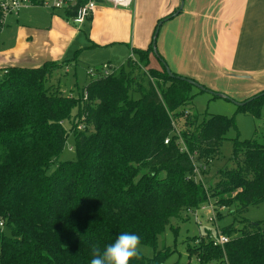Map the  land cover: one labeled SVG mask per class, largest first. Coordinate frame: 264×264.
I'll return each mask as SVG.
<instances>
[{
	"label": "trees",
	"instance_id": "16d2710c",
	"mask_svg": "<svg viewBox=\"0 0 264 264\" xmlns=\"http://www.w3.org/2000/svg\"><path fill=\"white\" fill-rule=\"evenodd\" d=\"M61 11L69 20L75 15L74 8ZM3 22L0 9V32ZM157 27L147 48L133 47L135 57L108 74L98 69L76 96L46 86L58 61L2 70L0 264H91L93 247L103 250L121 232L137 233L155 252L130 264H165L170 251L159 241L172 219L211 199L234 209L233 222L222 226L230 240L221 247L200 239L193 248L200 260L264 264V219L245 216L264 203V141L237 133L233 152L245 150L242 165L225 170L214 188L195 180V158L219 154L237 125L234 117L213 114L186 120L178 132L175 118L195 87L213 90L168 73L155 49ZM153 53L161 68L150 67ZM263 106L264 92L238 104V112L264 117ZM84 119L94 130L78 128ZM71 134L77 157L57 163Z\"/></svg>",
	"mask_w": 264,
	"mask_h": 264
},
{
	"label": "crops",
	"instance_id": "0c3cea01",
	"mask_svg": "<svg viewBox=\"0 0 264 264\" xmlns=\"http://www.w3.org/2000/svg\"><path fill=\"white\" fill-rule=\"evenodd\" d=\"M181 2L133 0L132 5L140 6L139 12L146 21L139 35L136 23L131 34L132 21L136 22L138 14L133 18L132 5L115 6L109 0H99L93 15L81 26L61 10L37 5L24 7L3 22L0 70L71 59L95 45L126 47L118 52L124 51L126 60L135 57L132 48H147L153 40V26L156 28L160 19L177 11ZM184 2L182 11L163 23L157 55L161 54L176 74L190 76L213 90L223 88L219 80L222 75L252 81L248 84L257 89L242 98L258 93L264 87V0ZM10 28L13 31L6 33Z\"/></svg>",
	"mask_w": 264,
	"mask_h": 264
},
{
	"label": "rangeland",
	"instance_id": "374dc122",
	"mask_svg": "<svg viewBox=\"0 0 264 264\" xmlns=\"http://www.w3.org/2000/svg\"><path fill=\"white\" fill-rule=\"evenodd\" d=\"M136 7V10L134 8ZM132 5L133 18L136 22L132 21L131 34L135 32L134 23H136L137 35L140 33V28L143 26L145 21L144 14L140 11V6ZM41 8V7H40ZM47 8V7H45ZM50 9V8H47ZM5 20V19H4ZM18 24V23H16ZM162 27V26H161ZM154 26L151 29L150 39H152V34L154 33ZM13 31L10 28L6 31L9 33ZM160 29L157 46L162 35ZM145 34L147 32L144 31ZM153 41V40H151ZM113 47L111 45H95L89 50H84L82 53H78L71 59L58 61L53 65L55 68L51 71V75L46 76V86L51 90H61L65 95H79L82 88L86 86L90 81L95 78V74L98 69H103V73H110L114 68L123 64L126 60L124 56V51L118 52V50H125L126 47ZM116 51V53H114ZM153 63L150 67H159L160 63L156 53L152 54ZM80 60V61H79ZM79 63V65H78ZM78 65V66H77ZM110 65L112 67H110ZM77 66V67H75ZM161 68V67H159ZM3 71L0 70V75ZM190 77V76H189ZM219 80L223 88H218L219 90H213L211 92H201L199 87H195L193 90L196 93L193 100L183 106L180 109V114L175 118V126L179 132L182 125L185 124L186 120H196L200 123L204 118L210 117L213 114L225 115L228 117H234L237 125V131L231 129L228 132V138L224 141L220 149V153L208 157L195 158V164L199 170L203 173L204 179L206 180L207 186L213 187L222 179L223 172L227 169L238 168L242 165L243 155L245 150L243 149L241 154H234L233 152V138L236 137L237 133L240 139H257L258 141H264V117H256L250 113L238 112V102L246 101V98L241 96H246L247 93L255 91L257 87L251 83V80L240 79L235 77H224L219 75ZM199 82V81H198ZM200 83V82H199ZM217 93V97L213 94ZM264 92V87L259 90L258 93L249 96L248 99L254 98L256 95ZM78 110H74L70 119L73 120L74 115ZM261 114H264V106L261 109ZM86 118V117H84ZM80 125V126H79ZM66 128H70V121L64 122ZM78 128L81 130H94V125L87 124L85 119L82 122H78ZM76 152L74 150V135H69L66 142L63 154L60 157L59 162L65 160H75ZM55 169V166L51 173ZM214 203V199H211L209 204H205L198 208L196 213H189L187 210L183 211L181 217L172 219L171 225L168 226L166 232L160 237V246H168L166 251H170V257L166 260L165 264H206L202 262L198 257L196 251L193 249L198 245L200 239H203L208 232L214 230L213 223L219 230L222 231V226L225 224H230L233 222V217L230 214L234 210L232 206L225 205H214V208L210 204ZM215 212L216 219L214 222H210V216ZM222 218L220 219V217ZM251 221L256 222L264 219V203L260 206H251L249 210L245 213ZM238 225V223H237ZM144 251L143 254L147 257L154 256V249L149 246L142 245ZM210 264H217L216 262Z\"/></svg>",
	"mask_w": 264,
	"mask_h": 264
},
{
	"label": "built area",
	"instance_id": "2783aa9c",
	"mask_svg": "<svg viewBox=\"0 0 264 264\" xmlns=\"http://www.w3.org/2000/svg\"><path fill=\"white\" fill-rule=\"evenodd\" d=\"M82 0H0V9L4 14V19L11 14H18V12L27 6H32L35 4H40V6L50 8L51 10H64V9H73L75 11L74 17L71 19L77 25H83L95 12V9L98 5L99 0H83L84 3L79 4ZM115 6L129 7L132 5L133 0H109ZM87 95V93H86ZM86 97V96H85ZM80 126V125H79ZM168 143V140L166 141ZM194 178L197 181L206 182L204 179L203 173L195 164ZM206 184V183H205ZM209 204V203H208ZM213 203L210 204L214 208ZM216 206V205H215ZM189 213L193 212L191 209L187 210ZM216 219L215 212L210 216V222H214ZM4 222L0 221V227H4ZM211 232H208L205 238L212 242L215 246L224 247V245L229 242L230 237L219 230L213 223ZM200 241V240H199Z\"/></svg>",
	"mask_w": 264,
	"mask_h": 264
},
{
	"label": "clouds",
	"instance_id": "9594fccd",
	"mask_svg": "<svg viewBox=\"0 0 264 264\" xmlns=\"http://www.w3.org/2000/svg\"><path fill=\"white\" fill-rule=\"evenodd\" d=\"M143 251L141 237L137 233L121 232L103 250L93 247L91 264H130L133 259H139Z\"/></svg>",
	"mask_w": 264,
	"mask_h": 264
},
{
	"label": "water",
	"instance_id": "95a60500",
	"mask_svg": "<svg viewBox=\"0 0 264 264\" xmlns=\"http://www.w3.org/2000/svg\"><path fill=\"white\" fill-rule=\"evenodd\" d=\"M184 3H185L184 0H182L179 9L175 12V15L182 11V9H183V7H184ZM162 23H163V21L159 22V24H158V27H157L156 32H155V39H156L157 36L159 35V32H160V29H161V25H162ZM154 43H156V41H155ZM155 49H156V51H157V46H155ZM165 65H166V68H167L168 73H169L170 75L173 76L174 73H173V71L171 70V68L169 67V65L167 64V62H166ZM182 78H183V79H187V78L184 77V76H182ZM187 80H188L189 82L195 84L196 86H200V85H201L199 82H196V81H194V80H191V79H187ZM261 94H263V93H261ZM261 94H260V95H261ZM238 104L242 105V104H244V102H238Z\"/></svg>",
	"mask_w": 264,
	"mask_h": 264
}]
</instances>
